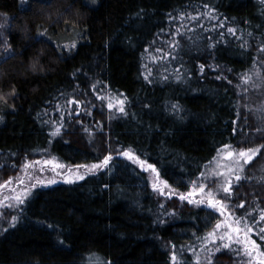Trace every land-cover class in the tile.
<instances>
[{"label": "trees", "instance_id": "trees-1", "mask_svg": "<svg viewBox=\"0 0 264 264\" xmlns=\"http://www.w3.org/2000/svg\"><path fill=\"white\" fill-rule=\"evenodd\" d=\"M57 1L0 0V83L18 48L40 63L12 69L17 91L10 101L0 96V185L26 162L113 159L82 181L37 187L23 205L1 208L0 264H173V254L195 264L193 249L201 264H245L230 249L216 252L219 240L205 248L220 217L179 195L198 188L225 145L260 148L224 203L236 218L264 214V122L249 110L263 88L256 77L264 76V0H76L50 13ZM74 5L89 19L61 22ZM209 9L215 19L179 20ZM177 28L184 35L173 36ZM121 99L126 115L107 107ZM70 100L80 102L79 116ZM62 117L61 135L52 137ZM123 151L153 165L159 179ZM251 239L264 251V240Z\"/></svg>", "mask_w": 264, "mask_h": 264}, {"label": "snow or ice", "instance_id": "snow-or-ice-1", "mask_svg": "<svg viewBox=\"0 0 264 264\" xmlns=\"http://www.w3.org/2000/svg\"><path fill=\"white\" fill-rule=\"evenodd\" d=\"M22 3H25L26 0H21ZM94 2V0H93ZM205 8H207V5H204ZM207 17L208 19H215L216 17L213 16V10L209 9L206 13H197V15L192 16L188 15L180 16L179 20H184L187 18L191 21H199L201 18ZM200 27H203L202 25H199ZM223 26L222 24L220 25ZM183 27V25H181ZM229 33L235 35V29H228ZM43 35V34H41ZM175 35H184V33L180 32V29L177 28L176 32L173 34ZM178 46V42H173L169 44V47L175 48ZM72 48L75 47V44L71 46ZM156 51H160L157 49ZM261 52H264V48L260 49ZM6 53H11V48L8 46L5 49ZM168 53H165L162 59L168 58ZM155 62V58H154ZM201 72H203L204 66H200ZM150 75V73H149ZM179 79V77H177ZM220 79L221 77H217ZM145 79H148V76L145 77ZM167 79V77H165ZM251 80V77L245 76L243 79V83L247 84ZM93 89L95 90V86H93ZM98 99L104 100L106 97H97ZM69 105L76 104L77 110L75 111V115H80V102L76 100H70L68 101ZM125 100L121 99L117 101V104L108 103L107 107L109 110H112L113 108H116V110L120 114L126 115L125 112ZM175 108L176 106L173 105ZM90 114V113H86ZM69 116L73 115V112L68 113ZM63 117L61 118V122H53L57 126L54 127V130L50 133L52 137H57L61 135L62 129L64 127L63 123ZM264 148V146H261ZM228 148L227 145L224 146V149H221V153H224L223 159L226 161H231L232 164L235 165V167L229 166L227 164L220 165L217 164V169L224 167L226 168V171H219V170H212L210 173H208V177H218L221 178L220 183L218 184L216 190L214 191L211 188H208V191L205 193V189L208 187L207 184L201 183L199 184L198 188L194 187L193 190L189 191L187 194H180L179 199L181 201H187L189 204H195L197 206H206L208 209L212 210L215 213H218L223 219H221L213 228L211 232L207 234L206 237L202 238L204 242V246L207 249L208 244L216 245L217 240H219L221 243L219 246L215 248L216 252H220L222 249H230L235 252L236 256L243 260L245 264H264V251L260 250V246L256 243L255 240L251 239V236L253 234H257L259 236V239L264 240V227H260V222L264 221V214H261L259 216V220H256L252 213H248V218L252 219V224H249L248 218L241 219L236 218L233 213L228 212V208L230 205H227L224 203V200H230L232 198V188L234 183L238 186L239 182L241 181L242 177L239 174L233 175V173L243 172L244 165L249 164L254 157H256L261 149H248L247 151H240L239 153H233L232 151H226ZM118 155H121L125 158H127L128 161L138 164L141 169L148 171L151 170L152 172H156V169L153 165L149 164L145 168L144 162L140 161L138 157H135L134 154L130 151H123L119 152ZM113 159L111 155L105 156L104 160L98 164H92L91 166H77L78 168L83 167L85 169V175H95L97 171L105 170L109 164L110 161ZM241 160H243V163H241ZM43 165H50L52 164V161L50 160H44ZM41 165V161H34V162H26L23 165V171L28 174V169H35L37 166ZM63 165L56 164L55 168H63ZM45 170L44 167H39L38 171L40 173H43ZM71 171V170H70ZM205 173H201V177H205ZM28 179L33 180V177L31 174H28ZM85 179L84 175H76L74 179H66L65 182L67 183H73L76 180H83ZM156 179H159V174L157 173ZM12 180L9 179L5 182V184L0 185V189L6 188L9 185L12 184ZM16 182L20 185L25 184L24 176H19L16 178ZM57 181L55 179L48 180L45 182L44 180H41L39 178H36L35 181L31 184L30 188L26 187L22 189L21 193H17L14 196H7L5 195L2 200H0V208H10V209H16L18 206L23 205L26 200L30 197L32 189H35L36 187H46L51 184L56 183ZM195 183V182H194ZM167 186V185H166ZM153 191L159 192L161 195L167 194L169 197L172 195H175V193L171 190H169L167 193H165L163 188H160L157 183H153L152 185ZM12 192H15V188L10 189ZM223 194L224 199H217V195ZM200 196L199 199L196 197ZM9 201H14V203H9ZM238 208H244V204L241 203L237 205ZM0 215H3L2 212H0ZM13 221H15V217H12ZM227 241V242H225ZM209 252H211V249H207ZM193 254L196 256L195 264H201V259L199 254L195 252V249L192 250ZM173 264H179V261H177L176 255L173 254L172 256ZM206 264H212L211 258H207Z\"/></svg>", "mask_w": 264, "mask_h": 264}, {"label": "rangeland", "instance_id": "rangeland-1", "mask_svg": "<svg viewBox=\"0 0 264 264\" xmlns=\"http://www.w3.org/2000/svg\"><path fill=\"white\" fill-rule=\"evenodd\" d=\"M74 1H76V0H58L57 2H55L54 6L51 7L52 9H50L49 12L51 13L53 9H57L64 2H65V4H68V5L71 4L72 5ZM75 4H77V1L75 2ZM38 12L42 14L43 10L38 8ZM89 17H90L89 12H87L86 9H83L80 5H78V6L74 5L71 8V10L69 11L67 18L64 19V21L62 20L61 22L64 23V22L68 21V22H75L78 24H82L87 19H89ZM16 32H17L16 34H18V31H16ZM20 32H21L20 34H22V35L25 34V32H23V33H22V31H20ZM18 39L21 40V42H22L23 38H21L19 35ZM25 44L27 45L28 42L25 41ZM22 45H24V44L22 43ZM28 45H30V44H28ZM26 48L27 47H24V46H23L22 50H20L18 48L16 50L17 54H16L15 58L17 56H19V57L17 59L13 60L11 63H7L3 69V74H2L3 78H2V81L0 83V96L2 98H5L8 101L12 100V98L14 97L13 93H15L14 91H17L16 88L11 87V83H8V81L13 76L16 75V74H13L15 71L12 72L11 70L12 69L15 70L19 65H26V66H28V68H31L32 70H35L36 68H40L39 67L40 63L39 62H37V64L35 63L34 59H32L31 54L28 53L29 50L26 51ZM39 52H40V56H46L49 53L48 48L45 50H40ZM24 61H26V62H24ZM259 74H263V73L259 72ZM256 78H257V83L259 81V83H258L259 86L261 85L263 88L260 92H258V91L256 92L258 95V98H257V100H253V102L251 101V104L249 105V110L254 112V113H257L260 116V119L264 122V76L261 78H258V77H256ZM257 87L258 86L256 85V88ZM253 93H255V92H253ZM114 104H117V102H115ZM263 122H262V124H263ZM226 151H232L233 153H239L240 151H246V150H237V149L227 148ZM223 156H224V153L220 152L217 155V157L214 159V161L210 165H208V167L205 171V174H206L205 177H201V183L208 185V187L205 189V193L208 191V188H211L215 191L218 184L220 183V180H221V178H218V177L209 178L207 174L210 173L212 170L226 171V168H224V167L217 169V164H220V165L227 164L229 166L235 167V165L232 164L231 161L224 160ZM44 160H50V161H52V164L45 166L42 163ZM37 161H41V165L37 166V168H35V169H28V174L32 175L33 180L28 179V174H26L23 171V167H22V169L20 170V173L16 177L11 179L13 181L12 184L6 188L0 189V200H2L5 195L11 197L17 193H21L23 188H26V187L30 188L31 184L35 181L36 178L44 180L45 182H47L48 180L55 179L57 182L54 184H61V183L74 184V183L82 181V180H76L73 183H67V182H65V180L66 179H74L76 175H84L85 177L87 176V175H85V169L83 167H80V168L71 167V166L60 163L56 159H42V160L40 159ZM252 161H254V159ZM252 161L250 162V164L252 163ZM263 161H264V157H263ZM241 163H243V160H241ZM56 164L63 165L64 167L63 168H55ZM247 165H244L243 172L233 173V175L239 174L242 176ZM88 166H91V165H88ZM39 167L45 168L43 173H40L38 171ZM19 176H24V179H25L24 185H20L16 182V178ZM54 184H51V185H54ZM158 186L162 187L163 183H162V185L160 184ZM11 188H15L16 191L12 192L10 190ZM32 191H33V189H32ZM164 191L166 193L165 188H164ZM196 198L199 199L200 196H197ZM216 198L217 199H224V196H223V194H219V195H217ZM9 203H14V201H9ZM201 206H203V205H201ZM203 207H206V206H203ZM0 210H1V208H0ZM215 214H217L220 217V220L223 219V217H221L218 213H215ZM95 264H100V263H95Z\"/></svg>", "mask_w": 264, "mask_h": 264}, {"label": "water", "instance_id": "water-1", "mask_svg": "<svg viewBox=\"0 0 264 264\" xmlns=\"http://www.w3.org/2000/svg\"><path fill=\"white\" fill-rule=\"evenodd\" d=\"M123 157V156H122ZM156 173V176H157V172H155Z\"/></svg>", "mask_w": 264, "mask_h": 264}]
</instances>
